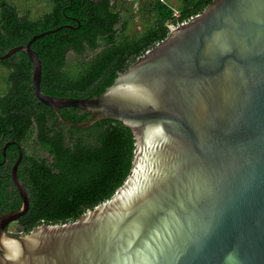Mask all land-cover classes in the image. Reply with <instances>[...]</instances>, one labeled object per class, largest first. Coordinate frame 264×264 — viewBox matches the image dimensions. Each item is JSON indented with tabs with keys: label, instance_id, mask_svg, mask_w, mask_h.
<instances>
[{
	"label": "water",
	"instance_id": "water-1",
	"mask_svg": "<svg viewBox=\"0 0 264 264\" xmlns=\"http://www.w3.org/2000/svg\"><path fill=\"white\" fill-rule=\"evenodd\" d=\"M32 35L8 49L31 64L35 98L67 126L115 119L133 136L129 172L112 195L73 221L17 235L7 227L28 210L0 214V264H264V0H212L169 25L103 92L45 94ZM89 117L65 120L58 110Z\"/></svg>",
	"mask_w": 264,
	"mask_h": 264
},
{
	"label": "trees",
	"instance_id": "trees-1",
	"mask_svg": "<svg viewBox=\"0 0 264 264\" xmlns=\"http://www.w3.org/2000/svg\"><path fill=\"white\" fill-rule=\"evenodd\" d=\"M43 1L50 8L30 18L9 0H0V55L25 44L34 34L61 26L30 46L41 60V90L65 97L100 94L136 57L164 39L169 25L187 20L212 2L175 0L173 7L166 0H136L139 5L132 10L128 0ZM134 16L142 28L128 33ZM69 52L74 61L68 58ZM0 67L5 70L0 77V214L21 205L10 177L18 148L9 144L4 156L1 151L8 141L20 145L17 178L29 200L26 213L11 223L15 234H26L40 224L73 221L108 199L131 166L134 140L130 129L115 119H101L88 128L69 127L33 95L31 64L25 52L16 51L0 60ZM58 113L69 122L89 117L73 107ZM29 145L47 153L50 160L29 152Z\"/></svg>",
	"mask_w": 264,
	"mask_h": 264
},
{
	"label": "rangeland",
	"instance_id": "rangeland-1",
	"mask_svg": "<svg viewBox=\"0 0 264 264\" xmlns=\"http://www.w3.org/2000/svg\"><path fill=\"white\" fill-rule=\"evenodd\" d=\"M166 1L169 5H171L173 7L177 6V2L175 0H166ZM9 2H11L13 5H15V7L17 8V10L19 11L20 14L28 13L30 18L38 17L43 12L47 11L50 8V3L47 1H43V0H9ZM128 4H130L129 7L132 10H135L138 7L139 2L136 0H128ZM141 28H142V25H141L139 17L134 16L133 21L130 22V24L128 26L127 32L133 33L136 31H140ZM97 50L91 51V52H86L82 55L81 58H88ZM68 58L71 60L73 59V61H74L75 56L71 52H69ZM4 71H5L4 68L0 67V77H1V74L4 73ZM2 87H3V83H2L1 78H0V88H2ZM29 148H30V149H28L29 152H32L37 156L46 157L47 160H50L47 153H44V152L41 153L36 146L33 147L32 145H29ZM8 231L11 233L16 232L15 229L13 228V224H11L9 226Z\"/></svg>",
	"mask_w": 264,
	"mask_h": 264
}]
</instances>
